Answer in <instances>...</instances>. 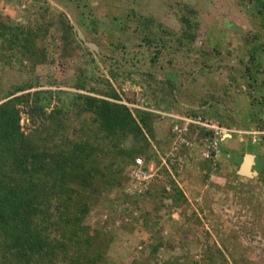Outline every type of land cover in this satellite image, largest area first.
<instances>
[{"label": "trees", "instance_id": "trees-1", "mask_svg": "<svg viewBox=\"0 0 264 264\" xmlns=\"http://www.w3.org/2000/svg\"><path fill=\"white\" fill-rule=\"evenodd\" d=\"M29 1L32 5L36 0ZM99 3L108 8L106 17L120 12L125 27L137 21L140 41L151 43L150 36L156 35L164 49L169 41L174 42L169 45L174 53L194 41L192 29L196 24L189 19L194 10L181 18L185 25L183 31L174 33L170 29L164 32L163 26L150 17L138 18L132 10L129 13L118 0H100ZM261 5L264 9V0ZM41 10V13L32 11L23 22H14L0 12V63L5 66L17 64L29 76H35L30 81L14 84L0 99V264H108L113 236L103 229L94 230L86 223L89 213L104 195L115 189L122 190L127 198L122 204L125 216L140 212L141 205L158 199L159 203L155 206V202L152 208L156 210L155 214L162 208L169 207L170 213L189 208V201L177 179L181 174L173 165L160 166L161 158L173 140L170 126H160V121L166 120L162 113L169 114L172 82L167 83L165 90L160 81L153 80L151 86L147 69L139 73L142 91H150L154 96L153 102L149 103L143 94L141 98H135L134 93L123 99L122 87L115 88L112 76V80L95 78L87 76L81 69L67 81L57 77L55 72L39 74L41 67L58 63L47 48L54 26L60 31L62 50L59 57L62 58L71 57L81 48L89 49L77 36L78 29L84 36L87 31L91 38L86 39L91 43L94 41L98 48L113 42L107 36L104 38L106 43L100 40L96 36L97 28L89 21L81 23L79 28L64 14L48 17V9ZM258 15L264 33V10ZM153 26L159 28L158 33L155 34ZM162 33L169 39H164ZM254 41L263 43L264 47V34L257 35ZM160 50L154 51L151 63L163 55L159 54ZM259 68V63L251 57L245 79L255 83ZM131 73L126 72L128 78ZM159 92L166 97H157ZM251 102L256 104L251 110V119H255L259 115L256 95L252 96ZM139 103L145 107H137ZM197 104L201 107L206 103ZM190 113L197 111L193 108ZM260 117L264 120V112ZM218 118L223 124L225 119ZM247 128H250L249 120ZM259 129L253 130L257 133L255 139L263 143L264 128ZM139 157L144 159V170L151 163L160 166L158 177L153 178L144 192L126 194V170ZM167 164H170L169 159ZM259 174L263 181L264 173ZM149 217L150 211H145L140 212L138 218L147 227ZM124 218L120 222L122 229L132 233L134 227L130 223H138V218L133 217L128 222ZM195 219L199 225V220ZM204 236L210 238L207 232ZM162 240L152 246V254L163 247L175 248ZM182 246L187 249L189 245L183 242ZM129 264L145 263L132 260ZM157 264L229 262L221 249L208 244L201 249L197 261L173 257Z\"/></svg>", "mask_w": 264, "mask_h": 264}, {"label": "rangeland", "instance_id": "rangeland-1", "mask_svg": "<svg viewBox=\"0 0 264 264\" xmlns=\"http://www.w3.org/2000/svg\"><path fill=\"white\" fill-rule=\"evenodd\" d=\"M209 1L118 0V3L124 6L129 13L130 10L135 12L138 18L139 16L150 17L155 22L161 23L163 30L168 31L170 29L174 33L181 29L177 18L180 16L182 5L186 3L196 10L198 13L197 21L202 26L195 34L193 43L190 46L184 44L179 51L178 58L168 63L166 56L172 52L171 50H174L169 48V45L175 44L169 41L166 45L167 48L164 49L166 51L159 59L160 66H164L163 68L167 71L165 69L164 71L157 70L156 75L161 76L170 73L175 82L174 89L177 90V95L182 97L185 93L188 94L186 96L197 99H199V95L204 96V100L199 99L201 100L199 102L204 101V103L209 102L214 105V116L217 117L215 119L218 122V117H223L225 120L222 123L225 126L234 128L237 132L245 133L241 134L240 139L237 135L239 133L235 134L238 137H233L236 142H239L238 147L241 145L240 149H237L242 153L246 145L244 140L247 138L251 142L253 138L252 135L244 132L248 129V120L249 127L252 128L249 132L253 134H256L253 130L264 128V120L260 117V113L264 112V48L261 45L253 46L251 43L247 45L242 37L231 36L226 29L220 27L221 25H213L212 19L217 18L215 15L211 14L209 17L207 16L208 18L202 15L206 9L209 12L210 7H206L209 5ZM222 1L225 3L227 0ZM231 1L235 3L234 10L236 12L234 15L238 19L237 22L228 20L225 25L230 26V23L234 22L231 24L232 28L239 27V32L242 34L248 26L244 22H239V19L243 20L240 15L253 3V0H246L242 6L238 5L240 0ZM28 2L30 1L0 0V12L8 15L14 22H23L32 11L41 13L42 8H47L48 17L64 14L71 24H76L79 28L81 23L90 21L97 27L96 36L100 40H104L107 36L112 38L113 42L121 45V49L116 54L105 50L102 46L96 53L80 46L81 50L77 53L69 58H62L59 57L62 50L59 39L60 31H58V26H54L51 30V38L47 42V48L53 52L58 63L41 67L38 71L39 74L55 72L57 77L71 81L77 74V70L81 69L87 76L103 78L104 80L111 79L109 77L110 72L117 75L120 73L119 79L117 78L118 82L113 83L118 90L119 87H123L125 81L129 80L127 71L141 73L147 69L149 58L147 54H144V48L140 46L142 43L138 39L139 23L133 21L128 27H125L124 19L119 16L120 12H113L106 17L108 8L101 6L100 0H36L32 5ZM213 14L216 12L213 11ZM204 17L206 18L205 21ZM219 19H225L223 13L219 15ZM158 30L159 28L154 26L155 34L158 33ZM108 32L111 34L110 36ZM162 34L164 39H169L166 33ZM155 36H151V38L156 39ZM85 38H91L87 31ZM250 38L248 37L246 41H250ZM217 46L221 48L223 54V56L217 57L218 61L223 59L235 63L232 68L234 77L230 78V72L228 77L226 68L219 69L216 67L213 57H208L206 60L207 65L213 67L206 68L203 66L202 72L200 71L201 65L199 64L200 59H198L200 56L195 57L197 52L203 50L211 52L214 47L217 49ZM153 47H156V44H153ZM226 49L234 50L232 57L224 55ZM253 54L256 60L261 63V68L257 81L250 83L245 79L244 67L241 64H246L245 60ZM116 61L119 63L117 64ZM118 69L119 71H117ZM200 73L202 74L200 75ZM115 74L112 76L113 79ZM34 77L29 76L17 64L5 66L0 63V99L14 84L30 81ZM139 82L140 80H138ZM256 90L259 92L256 93ZM120 94L123 99L134 95L129 91H124V93L121 91ZM254 95H256L258 102L259 115L257 118L251 119V110L256 107V104L251 102ZM134 97L141 98L136 94ZM182 99L185 98L182 97ZM245 100L248 101V107ZM151 102H153L152 98L149 103ZM175 104L182 109L180 104ZM221 106L224 110H220ZM165 124V120L160 121V126L163 128ZM255 150L252 149V151ZM258 152L263 154L259 156L260 166L259 162L257 165L261 171L264 165V142ZM194 161L188 169L186 168L179 175V178L177 177L190 204L187 209L180 208L174 213H170L168 207L160 209L155 214L156 210H152L153 204L156 202V206L159 199L151 203L147 201L141 205L142 210L140 211L141 213L150 211L149 225L145 227L142 225L141 219L138 218L140 212L134 211L130 215V212L127 211V215L130 216L123 215L122 204L127 198H125L122 190L115 189L113 192L104 195L99 204L91 210L86 223L94 230L103 229L114 238L107 256L108 264H129L132 260H136L138 263L157 264L158 261L166 262L173 257L197 261L201 249L208 244L221 249L229 264H264V180L256 178L244 183L245 181L241 178H234L236 169L229 166L218 167L217 170L209 173V176L212 175V178H209L206 177V169L201 168L196 163V159ZM166 204L169 203L166 202ZM133 217L138 218L139 222H131L134 231L128 233L122 229L120 222L123 218L127 219L126 222H128ZM195 218L199 220V225ZM204 232L209 233L210 238H206ZM161 238L166 245L175 248L170 250L163 247L156 254H152V246ZM183 242L188 243L187 249L182 248Z\"/></svg>", "mask_w": 264, "mask_h": 264}, {"label": "flooded vegetation", "instance_id": "flooded-vegetation-1", "mask_svg": "<svg viewBox=\"0 0 264 264\" xmlns=\"http://www.w3.org/2000/svg\"><path fill=\"white\" fill-rule=\"evenodd\" d=\"M246 0H240V2L238 1V5H240V6H242L243 4H244V2H245ZM261 1L262 0H253V3L250 5V6H248L247 8H246V10L245 11H243L242 13V15H240V17H242L243 18V20H241V19H239V22H244L247 26H248V28H247V30H245V32L244 33H240L239 32V27H235L234 25V29L232 28V26H231V24H233V23H230V26H226L225 25V22L226 21H228V20H234V21H236L237 22V16L236 15H234V13L236 12L235 10H234V6H235V3L233 2V1H231V0H227V1H225V3H223V1L222 0H210L209 1V5L208 6H206L207 8H209V12H208V9H206V7H205V11H204V14H202V15H205L206 17L208 16H210L211 14L212 15H215L217 18L216 19H212V24L213 25H217V24H219V25H221L220 27H222V28H224V29H226L227 30V32L229 33V34H231V36H234V35H237L238 37H242L244 40H245V42H246V44L248 45L249 43H251V45H256V46H259V45H261L262 46V48H264L263 47V43H261V44H257L255 41H254V38H256V36L257 35H259V34H264L263 33V31H262V29H261V25H262V22H261V18H260V15H258V12H261V11H263L264 9H263V7H262V5H261ZM223 7V8H222ZM227 9V10H226ZM191 10H194L195 11V13H194V15H192L191 17H189V19H190V21H191V23L192 24H196V26L194 27V29H192L193 28V26H190L191 27V29H192V32H194V37H196L195 36V34L199 31V29L201 28V26H202V24L200 23V22H198L197 21V17H198V13L196 12V10L192 7V6H190V5H188V4H186V3H184L183 5H182V9H181V13L179 14L180 16L177 18V22L180 24V26H181V29H180V31L179 32H177V33H180V32H182L183 31V29L185 28V25L184 24H182V22H181V18L184 16V15H186V14H188L187 12H189V11H191ZM213 11L214 12H216V14H213ZM207 13H208V15H207ZM221 13H223L224 14V17H225V19H219V15H221ZM188 15H190V14H188ZM207 17V18H208ZM206 20V18L204 17V21ZM155 21V20H154ZM87 22V21H86ZM90 22V21H89ZM91 23V22H90ZM91 24H93V23H91ZM161 24V23H160ZM162 25V24H161ZM94 26H95V24H94ZM75 28V27H74ZM94 28H97L96 26L94 27ZM154 28V26L152 27V29ZM76 29V28H75ZM74 29V30H75ZM164 32H167V31H165V30H163ZM81 32V34H82V36H83V38H84V41L85 42H89L86 38H85V36H84V34L82 33V31H80ZM173 32V31H172ZM76 33H77V36L79 37V34H78V30L76 31ZM153 36H155V35H153ZM151 37V36H150ZM248 37H251L250 38V41H246L247 40V38ZM155 38L156 39H154V38H151L152 39V41H151V43H150V41L148 42H143V41H140L142 44L140 45L142 48H144V54H147V56H148V58H149V61H148V64H147V70L150 72L149 74H150V76H151V78H149V82L151 83V86H153V80H155V81H160L161 82V87L163 88H165V90L166 89H168V85H167V83L168 82H172V87H173V93H172V97L171 98H169L172 102H174V103H177V104H180L181 105V108L183 109H180L179 111H175V110H170V111H172V112H178V113H184V114H191L190 113V111L194 108V110L195 111H197V113H195V114H201V115H203L204 117H211V114L213 113V114H215L214 113V105H212V104H210L209 102H208V104H210V105H212V106H208V108H207V110H206V112L205 111H202V108L198 105V104H196V103H198L199 101H201V100H204V96H202V95H199L198 96V98L199 99H201V100H199V99H197V98H193V97H188V96H186V95H188V94H183L182 95V97L183 98H185V99H182V97H180L179 95H177V90L176 89H174L175 88V82L172 80V78H171V75H170V73H168V74H165V75H156V73H157V70H163L164 71V69L165 68H163L164 66H160V63H159V59L161 58V56H159L156 60H155V62L154 63H151L150 61H151V57H153V55L155 54L154 53V51H157L158 49H161L160 50V53L159 54H164V51H162V50H164V48H162V46H161V41H159L158 39H157V37L155 36ZM79 39L80 40H82L80 37H79ZM138 39H140L139 37H138ZM83 40H82V42L84 43V45L86 46V47H88L86 44H85V42H84ZM104 42L106 43V40H104ZM89 43H91V42H89ZM91 44H93L94 46H95V48H92L93 50H94V52L96 53L98 50H99V48L94 44V41H93V43H91ZM120 43H115V41L114 42H112V43H109V45H106V47H105V50H109L110 52H114L115 54L119 51V49H120V46H118ZM153 44H156V47H153ZM89 49L91 48V47H88ZM91 50V49H90ZM213 51H211V52H209L208 50L206 51V50H203L202 52H197V54H196V56L195 57H199L200 56V58H198V59H200L199 60V64L201 65V68H200V71L202 72V68H203V66L204 67H206V68H210V67H213V66H209V65H207V61L206 60H208V57H213V60H214V65L216 66V67H219V69H221V68H226L227 69V71H228V77H229V72H230V78H232V77H234V75H233V66L235 65V63L233 62V61H224L223 59L220 61H218V59H217V57L219 56H223V54H222V50H221V48H219V46H217V49H216V47H214L213 49H212ZM234 51V50H233ZM233 51L232 50H228V49H226V51H225V53H224V55H227V56H230V57H232V53H233ZM178 55H179V52H177V53H174L173 51L172 52H169L168 54H167V56L166 57H168V59H167V62L168 63H171L170 61H172L173 59H175V58H178ZM251 57H253V59L257 62V63H259L257 60H256V58H255V56H254V54L253 55H250L248 58H247V60H245V63L246 64H241V65H243V67H244V75H245V71H246V69L247 68H249V59L251 58ZM170 59V60H169ZM116 63H118L117 61H116ZM259 65H260V68H261V63H259ZM239 66V65H238ZM162 68V69H161ZM260 68H259V70H260ZM166 70V69H165ZM167 71V70H166ZM132 72V71H131ZM114 73V72H113ZM113 73H109V77H111V76H113L114 74ZM120 74V73H119ZM202 73H200V75H201ZM140 74L137 72H132L131 73V76H129V80L126 82L125 81V84L123 85V87H122V91H129V92H131L132 94H134V93H136V95L138 94V96H142V94L145 96V99L149 102L150 101V99L152 98L153 99V94L150 92V91H145V92H143L142 91V89H141V87L139 86L140 84L138 83V80H141V78H139L140 76H139ZM139 76V77H138ZM119 75H117V74H115V76H114V82H118V80H117V78L119 79ZM100 79H102V78H100ZM247 80V79H246ZM250 83H251V81L250 80H248ZM161 88V89H162ZM131 90V91H130ZM165 93V92H164ZM159 95H156L157 97H159V98H165L166 96L164 95V94H160V92L158 93ZM151 97V98H150ZM159 98H158V100H159ZM211 98V97H210ZM188 99V100H187ZM169 100V101H170ZM171 102V103H172ZM204 102V101H203ZM200 103V102H199ZM184 104V105H183ZM207 104V103H206ZM185 105L186 106H189L190 108H188L187 110H186V108H185ZM195 105H198V106H195ZM171 107V106H170ZM169 107V108H170ZM196 107H198V108H196ZM176 110H178V109H176ZM211 110H213V111H211ZM217 120V119H216ZM220 124V123H219ZM220 125H222V126H225L224 124H220ZM226 127V126H225ZM230 128V127H229ZM222 161V160H221ZM221 161H220V165H221ZM263 169H264V165L262 166V170L261 171H259V173L261 172L262 174L264 173V171H263ZM259 179V178H258Z\"/></svg>", "mask_w": 264, "mask_h": 264}, {"label": "built area", "instance_id": "built-area-1", "mask_svg": "<svg viewBox=\"0 0 264 264\" xmlns=\"http://www.w3.org/2000/svg\"><path fill=\"white\" fill-rule=\"evenodd\" d=\"M142 102L143 100L140 103ZM140 105L136 106L145 107ZM162 115L166 119V124L171 128L173 140L169 150L161 158L160 166L173 165L178 174H182L194 159L208 164L211 171L217 170L222 158H229V155L224 154L225 140L236 133L245 134L235 131L234 128L222 126L215 118L204 117L201 114L162 113ZM250 135L254 138L257 133ZM167 159L170 160V164H167ZM155 165V163H151L148 169L144 170V159L136 158L134 165L126 170L128 182L125 193L140 194L144 192L153 178L158 177L160 166L155 167Z\"/></svg>", "mask_w": 264, "mask_h": 264}, {"label": "crops", "instance_id": "crops-1", "mask_svg": "<svg viewBox=\"0 0 264 264\" xmlns=\"http://www.w3.org/2000/svg\"><path fill=\"white\" fill-rule=\"evenodd\" d=\"M170 102H172V101H170ZM245 102H246L245 104H248V101L245 100ZM170 105H171V107L168 108L169 114H184V113L172 112L173 110L179 111L180 108L177 107L174 102H172ZM195 106H198V105H195ZM208 106H212V105L207 103V104H204L203 106H201L202 111L206 112ZM185 108L187 110L190 107L185 105ZM196 108H198V107H196ZM220 108H221L220 110H224L223 106H221ZM176 109H179V110H176ZM170 110H172V111H170ZM211 111H213V110H211ZM211 117L212 118H217V117L214 116L213 113L211 114ZM250 130H252V128L247 129L245 132L246 133H252V132H249ZM237 135H239V139L242 137L241 134H237ZM237 135L233 134L230 137H228L227 140H225V142H224V154L225 155H229V158L226 159L225 157H223L222 161H221V165H219V167H221V166H229V167L235 168L236 170L234 172V178H241L243 181H245L244 183H246L249 180H254L256 178H259V176H260L259 169H258L257 165H258V162L260 161L259 156H262L263 154L261 152L259 153L258 149L260 148L261 144H263V143L256 142V139L254 141L255 137L251 140V142H249V140H247V138H246V140H244V141L246 142L247 146L245 145V147H244V149L242 150V153H241V151H239L241 145L238 147L239 142H236L235 141L236 139L233 138V137H235ZM237 148H239V149H237ZM248 149H251V150H248ZM252 149H254V150L256 149V150L252 151ZM246 154L254 155V165L252 166L251 171L256 172V175L252 176L251 178L245 177V176H241V175L238 174V170H239L241 164L243 163V160H244V157H245ZM192 162H195V161L192 160L190 162V164L187 166V169L192 165L191 164ZM196 163H198L201 168L206 169V171H207L206 177L212 178L211 177L212 175L209 176V173H212L213 171L209 170L208 166H206L204 163L199 162L197 160H196ZM259 166H260V162H259ZM256 169H258V170H256ZM213 176H216V175L213 174Z\"/></svg>", "mask_w": 264, "mask_h": 264}, {"label": "water", "instance_id": "water-1", "mask_svg": "<svg viewBox=\"0 0 264 264\" xmlns=\"http://www.w3.org/2000/svg\"><path fill=\"white\" fill-rule=\"evenodd\" d=\"M78 34L79 37L84 41V38L80 32V30L78 29ZM85 42V41H84ZM85 44L88 47L95 48V46L89 42H85ZM254 165V155L252 154H246L243 160V163L241 164L239 170H238V174L241 176H245V177H249L251 178L252 176L256 175V172L251 171L252 166Z\"/></svg>", "mask_w": 264, "mask_h": 264}]
</instances>
